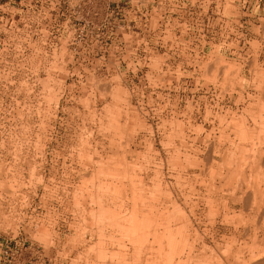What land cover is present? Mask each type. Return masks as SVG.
Here are the masks:
<instances>
[{
	"label": "rangeland",
	"instance_id": "1",
	"mask_svg": "<svg viewBox=\"0 0 264 264\" xmlns=\"http://www.w3.org/2000/svg\"><path fill=\"white\" fill-rule=\"evenodd\" d=\"M262 213L264 0H0V264L264 257Z\"/></svg>",
	"mask_w": 264,
	"mask_h": 264
},
{
	"label": "bare ground",
	"instance_id": "2",
	"mask_svg": "<svg viewBox=\"0 0 264 264\" xmlns=\"http://www.w3.org/2000/svg\"><path fill=\"white\" fill-rule=\"evenodd\" d=\"M211 62V61H210ZM164 63V62H163ZM216 65V64H215ZM157 67V66H156ZM208 78V77H207ZM217 78V77H216ZM222 100V99H221ZM222 107V106H221ZM218 114V113H217ZM210 115V114H209ZM209 115H208V117H209ZM190 117V116H189ZM216 117V116H215ZM191 119V118H190ZM205 122V121H204ZM212 132H214V131H212ZM203 133V132H202ZM210 134V133H209ZM209 138V137H208ZM205 143V142H204ZM192 145V144H191ZM209 145V144H208ZM211 147V146H210ZM206 158V157H205ZM227 210V209H226ZM229 210V209H228ZM228 210H227V212H228ZM254 211V210H253ZM258 211V212H257ZM143 212V211H142ZM257 213V214H256ZM256 215L254 216L255 218V222L257 221V219L260 217V215H261V212L259 211V210H256ZM149 214V213H148ZM262 214H264V213H262ZM146 217H147V215H145ZM262 216V215H261ZM253 217V216H252ZM137 216L135 217V219L133 220L134 221V226H133V228L135 227V235L137 234H140V233H142L143 231H144V229H146V226L148 225L147 223L145 224V223H143L144 222V220H142V219H139V220H141V221H143L142 223H141V221H138L137 220ZM145 218V217H144ZM229 218V217H228ZM263 220V219H262ZM249 221H251V220H249ZM135 222H136V225H135ZM258 222V221H257ZM263 222V221H262ZM223 223H224V225H227V224H230V222L228 221V219H227V215L225 216V219L223 220ZM258 223H260V222H258ZM264 223V222H263ZM250 224V223H249ZM142 225V226H141ZM262 225V224H261ZM144 226H145V228H144ZM229 226V225H228ZM250 226V225H249ZM147 227H149V226H147ZM143 228V229H142ZM237 228V227H236ZM247 228H248V226H247ZM262 228H264L263 226H262ZM249 229V228H248ZM255 229H257V228H255ZM260 229V228H259ZM218 230V229H217ZM217 230H215V229H212L210 232H209V234H208V238H207V241L209 240L211 243H213V245H217V243H218V241H219V239H218V236H220L221 234L220 233H222L221 231H217ZM246 230V229H245ZM264 230V229H263ZM226 231H227V229H226ZM255 231V230H254ZM237 232H238V230H237ZM246 232V231H245ZM256 232H260L259 230L258 231H256ZM144 233V232H143ZM168 233V232H167ZM240 233V232H239ZM261 233H262V231H261ZM170 234H171V232H170ZM169 234V235H170ZM222 234H226V232H225V230L223 231V233ZM142 235V234H141ZM172 236V235H171ZM264 237V236H263ZM169 240L171 241L172 240V237H170L169 236ZM205 239L203 240V243L206 245L208 242H207ZM172 242V241H171ZM173 242H175V241H173ZM172 242V244L169 246L170 247V250H175L176 249V244L175 243H173ZM210 244V243H209ZM190 246V245H189ZM192 248H193V246H191ZM190 248V247H189ZM195 248V247H194ZM191 250H194V249H191ZM191 253H192V251H191ZM191 253H188L187 252V254H180L181 256H180V261H179V263L178 264H188V262L190 261H193V257L195 256L194 254H191ZM137 255V254H136ZM147 255V254H146ZM146 255H144V257L143 258H146L147 256ZM175 255L176 254H159L158 256H160V258H157L158 256H156V254H150L149 256H150V258H148V260H151V261H153L154 263L155 262H158V264H161L160 262H163V263H175ZM212 256H213V258L214 257H216L217 256V254H211ZM148 256V257H149ZM224 256V257H223ZM196 257H199V256H196ZM222 257L225 259V260H223V262H225L226 264H264V257H262L261 255H257V254H249V255H247V256H244V255H239L238 254V256L237 255H234V254H222ZM168 258H170V259H168ZM182 258V259H181ZM147 259V258H146ZM185 259H186V262L184 263V261H185ZM159 260H161L160 262H159ZM218 260V262H221L219 259H217ZM168 261H170V262H168ZM148 262V261H147ZM152 262V263H153ZM162 263V264H163ZM222 263V262H221ZM137 264V263H136ZM147 264H151V262L149 263H147ZM156 264V263H155Z\"/></svg>",
	"mask_w": 264,
	"mask_h": 264
},
{
	"label": "built area",
	"instance_id": "3",
	"mask_svg": "<svg viewBox=\"0 0 264 264\" xmlns=\"http://www.w3.org/2000/svg\"><path fill=\"white\" fill-rule=\"evenodd\" d=\"M198 112H203V113H205V112H218V109L217 108H206V107H202L201 109H199L198 110Z\"/></svg>",
	"mask_w": 264,
	"mask_h": 264
}]
</instances>
